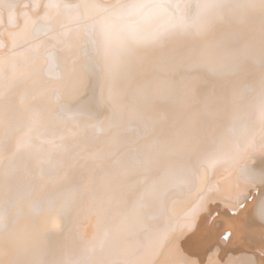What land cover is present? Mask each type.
I'll use <instances>...</instances> for the list:
<instances>
[{"label": "bare ground", "instance_id": "1", "mask_svg": "<svg viewBox=\"0 0 264 264\" xmlns=\"http://www.w3.org/2000/svg\"><path fill=\"white\" fill-rule=\"evenodd\" d=\"M0 264H264V0H0Z\"/></svg>", "mask_w": 264, "mask_h": 264}]
</instances>
